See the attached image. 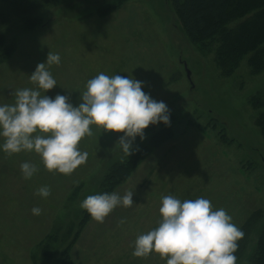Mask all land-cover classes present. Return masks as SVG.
<instances>
[{
    "label": "rangeland",
    "instance_id": "1",
    "mask_svg": "<svg viewBox=\"0 0 264 264\" xmlns=\"http://www.w3.org/2000/svg\"><path fill=\"white\" fill-rule=\"evenodd\" d=\"M32 4L25 11L42 23L35 29L27 31L18 10L8 15L16 50L0 65V104H14L17 89L36 88L29 75L51 51L60 56L59 64L46 65L57 85L41 95L63 94L75 106L87 81L101 72L135 78L145 82L143 91L167 104L171 123L150 124L146 138L137 136L133 147L142 148L155 134H171H163L111 191H133V204L117 206L103 222L91 217L82 228L83 199L101 193L112 165L136 152L123 153L117 142L122 132L90 125L93 134L78 144L86 161L68 175L47 170L34 151L0 150V264H34L31 253L45 235L62 227L59 234L65 237L68 226H73L66 239L74 243L72 264H166L158 253L135 257L132 252L136 237L158 226L161 198L167 195L206 198L238 228L257 209L264 213V67L256 71L249 55L233 68L222 67L218 37L191 42L172 0ZM1 8L9 11L5 0ZM23 162L37 166L30 179L22 175ZM45 185L48 197L36 191ZM34 207L41 213L33 214Z\"/></svg>",
    "mask_w": 264,
    "mask_h": 264
},
{
    "label": "clouds",
    "instance_id": "2",
    "mask_svg": "<svg viewBox=\"0 0 264 264\" xmlns=\"http://www.w3.org/2000/svg\"><path fill=\"white\" fill-rule=\"evenodd\" d=\"M59 63V54L50 51L46 61L29 75L36 88L17 89L14 104H0V150L6 154L34 151L47 170L68 175L86 161L88 154L78 144L85 135L93 134L90 125L122 132L117 142L128 157L136 150V137L145 139L150 124L170 125L167 104L143 91L144 81L119 74L109 77L101 72L89 79L75 106L63 94L54 98L41 95V90L47 92L57 85L46 65ZM20 168L25 179L37 171L29 162ZM36 191L42 197L50 195L46 185ZM133 202V191L123 195L113 191L89 195L80 207L103 222L114 208L130 207ZM32 213L38 215L41 209L34 207ZM159 213L158 226L136 237L133 256L155 252L167 258L166 264H235L234 253L243 232L224 209L213 210L203 197L180 200L167 195L161 198Z\"/></svg>",
    "mask_w": 264,
    "mask_h": 264
},
{
    "label": "trees",
    "instance_id": "3",
    "mask_svg": "<svg viewBox=\"0 0 264 264\" xmlns=\"http://www.w3.org/2000/svg\"><path fill=\"white\" fill-rule=\"evenodd\" d=\"M5 1L8 3L9 11L5 13L2 8L0 9V65L9 60L16 50L15 41L10 39L13 29L8 23V15L17 13L18 10L25 19L27 31H30L42 24L39 18L26 12L28 9L31 10L30 1L33 2L32 7L36 2L42 5L51 2V0ZM172 2L184 32L191 42L202 43L206 40L212 42L213 37H218L221 46L218 57L222 67L233 68L247 55L256 71L264 67V0H172ZM232 20L233 22L238 20L235 26L228 24ZM263 109L264 106L261 109L260 126L264 133ZM163 134L166 137L171 134V131L155 134L142 148L136 149L131 159L114 163L101 181V193L111 192L116 185L127 179L131 170L141 162L148 151L161 143ZM71 199H75V196L72 195ZM82 211L83 216L79 222L81 228L91 218L85 209ZM61 229L62 227L53 229L38 243L37 250L31 253L34 264H72L71 249L74 243H67L66 239L73 226L67 227L68 232L65 237H60ZM80 230L76 233L77 236ZM239 230L243 232V236L237 241L238 247L234 253L237 258L235 264H264V213L262 210L254 211L248 219L244 220ZM58 241L60 244L64 243L56 248Z\"/></svg>",
    "mask_w": 264,
    "mask_h": 264
},
{
    "label": "water",
    "instance_id": "4",
    "mask_svg": "<svg viewBox=\"0 0 264 264\" xmlns=\"http://www.w3.org/2000/svg\"><path fill=\"white\" fill-rule=\"evenodd\" d=\"M189 77H190V72L188 73Z\"/></svg>",
    "mask_w": 264,
    "mask_h": 264
}]
</instances>
